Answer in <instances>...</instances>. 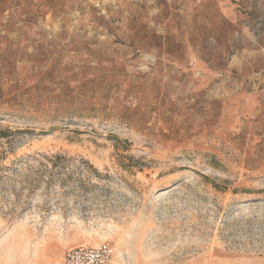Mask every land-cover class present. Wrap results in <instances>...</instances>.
<instances>
[{
    "label": "rangeland",
    "instance_id": "rangeland-1",
    "mask_svg": "<svg viewBox=\"0 0 264 264\" xmlns=\"http://www.w3.org/2000/svg\"><path fill=\"white\" fill-rule=\"evenodd\" d=\"M180 8L0 0V264L264 256L259 66L185 48Z\"/></svg>",
    "mask_w": 264,
    "mask_h": 264
},
{
    "label": "crops",
    "instance_id": "crops-1",
    "mask_svg": "<svg viewBox=\"0 0 264 264\" xmlns=\"http://www.w3.org/2000/svg\"><path fill=\"white\" fill-rule=\"evenodd\" d=\"M180 14L186 17L180 41L185 48L234 46L227 71L242 72L258 65L264 83V0H180ZM184 33V37H182ZM108 264H137L113 259ZM182 264H264L256 258L200 259Z\"/></svg>",
    "mask_w": 264,
    "mask_h": 264
},
{
    "label": "built area",
    "instance_id": "built-area-1",
    "mask_svg": "<svg viewBox=\"0 0 264 264\" xmlns=\"http://www.w3.org/2000/svg\"><path fill=\"white\" fill-rule=\"evenodd\" d=\"M112 254L107 243L95 247L83 245L65 251L62 264H108Z\"/></svg>",
    "mask_w": 264,
    "mask_h": 264
},
{
    "label": "trees",
    "instance_id": "trees-1",
    "mask_svg": "<svg viewBox=\"0 0 264 264\" xmlns=\"http://www.w3.org/2000/svg\"><path fill=\"white\" fill-rule=\"evenodd\" d=\"M56 158H59V157H56Z\"/></svg>",
    "mask_w": 264,
    "mask_h": 264
}]
</instances>
